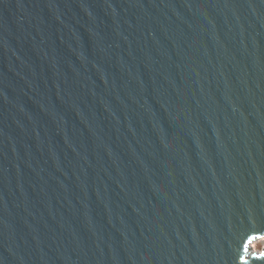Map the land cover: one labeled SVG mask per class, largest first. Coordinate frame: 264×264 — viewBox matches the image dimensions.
I'll list each match as a JSON object with an SVG mask.
<instances>
[{"label":"water","instance_id":"1","mask_svg":"<svg viewBox=\"0 0 264 264\" xmlns=\"http://www.w3.org/2000/svg\"><path fill=\"white\" fill-rule=\"evenodd\" d=\"M264 0H0V264H264Z\"/></svg>","mask_w":264,"mask_h":264},{"label":"rangeland","instance_id":"2","mask_svg":"<svg viewBox=\"0 0 264 264\" xmlns=\"http://www.w3.org/2000/svg\"><path fill=\"white\" fill-rule=\"evenodd\" d=\"M262 249H264V239L257 240L253 244V250L254 251H262Z\"/></svg>","mask_w":264,"mask_h":264}]
</instances>
